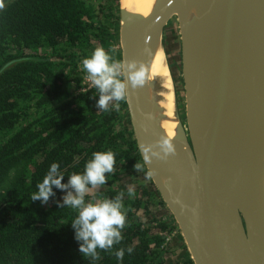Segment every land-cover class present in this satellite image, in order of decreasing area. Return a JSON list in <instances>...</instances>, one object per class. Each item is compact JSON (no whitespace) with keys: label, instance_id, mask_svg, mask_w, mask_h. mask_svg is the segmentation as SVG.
I'll list each match as a JSON object with an SVG mask.
<instances>
[{"label":"water","instance_id":"obj_1","mask_svg":"<svg viewBox=\"0 0 264 264\" xmlns=\"http://www.w3.org/2000/svg\"><path fill=\"white\" fill-rule=\"evenodd\" d=\"M118 10L128 127L190 259L264 264V0H155L147 16L118 0ZM173 25L183 103L167 64L168 117L152 70ZM141 68L144 82L133 85Z\"/></svg>","mask_w":264,"mask_h":264},{"label":"trees","instance_id":"obj_2","mask_svg":"<svg viewBox=\"0 0 264 264\" xmlns=\"http://www.w3.org/2000/svg\"><path fill=\"white\" fill-rule=\"evenodd\" d=\"M117 6L118 0H99L98 8L86 0H8L0 11V264H118L115 250L128 246L134 251L125 253L122 264H193L187 251L176 261L165 258L173 241L167 237L178 229L171 214L162 218L151 211L152 203L165 206L151 180L131 187L134 197L130 187H116L125 176L145 171L132 133L125 132V101L114 100L103 111L96 87L80 89L85 72L79 61L96 45L109 47L118 39ZM110 54L120 61V49ZM109 149L113 171L105 173V184L89 186L85 203L119 198L127 220L120 244L100 251L93 262L74 238L78 211L59 199L73 190L53 186L43 203L31 195L52 163L67 185L93 153Z\"/></svg>","mask_w":264,"mask_h":264},{"label":"clouds","instance_id":"obj_3","mask_svg":"<svg viewBox=\"0 0 264 264\" xmlns=\"http://www.w3.org/2000/svg\"><path fill=\"white\" fill-rule=\"evenodd\" d=\"M5 7L6 0H0V11ZM122 67V63L113 58L110 50L102 46L96 47L87 58L82 60V69L87 73V79L101 94L98 107L103 111L108 110L110 101L121 102L126 99V84L119 78ZM144 77L145 71L141 68L131 76V82L133 85L141 84L144 82ZM115 108L119 111L120 103H117ZM162 147L165 152L173 151L172 145L167 140L162 142ZM143 160L147 161L148 157L144 156ZM114 164L115 154L112 150L95 152L85 163L83 173L72 174L68 184L65 185L61 183L62 175H57L58 164L52 163L48 174L37 184V190L31 195V200H40L43 203L53 195V186L58 189L70 187L73 190L63 197V204L78 211V215L71 223L74 238L79 242V252L83 257L91 258L93 262L101 259L100 251L112 250L114 245L120 244L123 240L122 231L126 226L127 213L119 198L85 203V194L89 192V186L96 188L105 184V173H111ZM135 167L138 170L143 169V164L137 163ZM146 176L150 179L151 172H146ZM128 195L135 196L131 187L128 189ZM133 251L131 246L116 249L114 255L118 264H122L126 252L131 254Z\"/></svg>","mask_w":264,"mask_h":264},{"label":"rangeland","instance_id":"obj_4","mask_svg":"<svg viewBox=\"0 0 264 264\" xmlns=\"http://www.w3.org/2000/svg\"><path fill=\"white\" fill-rule=\"evenodd\" d=\"M86 1H88V4L92 8H98L99 7V0H86ZM118 16H119V13H118ZM118 24H119V19H118ZM119 45H120L119 44V39H117V37H116L114 40L111 41L110 45H108L109 47H104V48L106 50L112 51V49H114V50L119 49ZM96 46L98 47L100 45H96ZM164 48H165V51L168 54V56H170L169 63H167V64H168V67L170 69V73H171L174 85L176 87V90L178 91L177 99H178L179 102L183 103V96H182V91H181L182 80H181V72H180V69H181L180 68V40H179L177 27L174 26V25L172 27H170L168 29V31L166 32L165 41H164ZM80 59H82V58H80ZM80 61H79L78 65H79V69L81 71L82 70V67H81L82 66V61L81 62ZM85 73L81 74L82 79H83V76H84ZM81 84H82V80H81ZM111 102L112 101H110L109 103H111ZM125 132H126V134L129 133V129H128V125L127 124L125 126ZM142 176H143V178L146 181V182H144V184L145 185H149L150 181L147 182L148 178L146 176V172L145 171H144ZM141 181L142 180H139V182H137L135 185H132L130 187L138 188L139 186H142L143 182L141 183ZM120 182L121 183L118 186L120 188L124 189V190L130 185V183L126 184V182L122 181V180ZM61 198H63V197H60L59 199H61ZM151 211L156 213L157 217L165 218L166 216L170 215V212L167 210L166 206L161 207V206H158L157 204L155 205L153 203L151 205ZM137 216L140 219H142L143 221H145V217H144V214H143L142 210L138 211V215ZM169 237L173 241H171L172 245H169L168 248H167L168 251L165 253V258L168 259V260H171V261H176V259H178L179 256L184 254V251H187V250H186V248L183 245L184 244L183 240H180L178 230L174 231L173 234H171V236H169Z\"/></svg>","mask_w":264,"mask_h":264},{"label":"bare ground","instance_id":"obj_5","mask_svg":"<svg viewBox=\"0 0 264 264\" xmlns=\"http://www.w3.org/2000/svg\"><path fill=\"white\" fill-rule=\"evenodd\" d=\"M122 7L127 8L134 13L141 14L142 16L149 15L155 0H121ZM169 43V42H168ZM169 51V50H168ZM170 56L162 51L158 53L153 64L152 73L159 79L161 88V101L160 105L163 108L165 115L173 117L175 112L174 107V93L172 90V84L167 70V63H169ZM175 123H166L165 129L170 134H174Z\"/></svg>","mask_w":264,"mask_h":264},{"label":"crops","instance_id":"obj_6","mask_svg":"<svg viewBox=\"0 0 264 264\" xmlns=\"http://www.w3.org/2000/svg\"><path fill=\"white\" fill-rule=\"evenodd\" d=\"M143 171L142 170H140V171H136V172H133V173H131V174H129L128 176H125L123 179H122V181H125L126 182V184L127 183H130V185L128 186V187H130V186H132V185H135L137 182H139L138 180H142L141 181V183L143 182V184H144V182H146L145 181V179L143 178ZM136 181V182H135ZM147 182H148V180H147ZM119 183H121V182H119ZM119 183L117 184V185H119ZM140 183V184H141ZM142 184V185H143ZM145 185V184H144ZM117 188H119L120 189V187H118V186H116ZM127 187V188H128ZM121 190H123V189H121Z\"/></svg>","mask_w":264,"mask_h":264},{"label":"built area","instance_id":"obj_7","mask_svg":"<svg viewBox=\"0 0 264 264\" xmlns=\"http://www.w3.org/2000/svg\"><path fill=\"white\" fill-rule=\"evenodd\" d=\"M94 87V85L91 84V81L87 79V73L84 74L83 79H82V87L81 90H86L87 88ZM170 237H167V240H169Z\"/></svg>","mask_w":264,"mask_h":264},{"label":"flooded vegetation","instance_id":"obj_8","mask_svg":"<svg viewBox=\"0 0 264 264\" xmlns=\"http://www.w3.org/2000/svg\"><path fill=\"white\" fill-rule=\"evenodd\" d=\"M82 85V84H81ZM95 87V86H94ZM91 88H93V87H91ZM88 89H90V88H87L86 90H88ZM144 185V184H143ZM139 188H140V186H139ZM169 236H171V235H169ZM170 240H172V239H170Z\"/></svg>","mask_w":264,"mask_h":264}]
</instances>
